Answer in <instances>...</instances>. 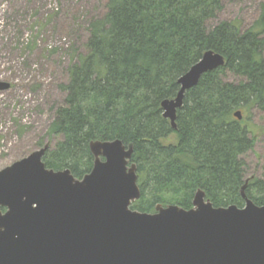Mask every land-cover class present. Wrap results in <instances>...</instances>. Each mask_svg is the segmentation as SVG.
Listing matches in <instances>:
<instances>
[{
    "label": "trees",
    "instance_id": "1",
    "mask_svg": "<svg viewBox=\"0 0 264 264\" xmlns=\"http://www.w3.org/2000/svg\"><path fill=\"white\" fill-rule=\"evenodd\" d=\"M221 9L222 0H108L61 86L64 104L48 130L59 140L46 150L45 167L81 179L93 167L90 142L120 140L133 148L140 198L132 210H189L197 190L215 208H242L246 179L244 195L263 205L264 171L247 175L244 159L254 138L234 113L264 112V3L245 31L236 22L209 28ZM206 51L224 65L184 93L173 129L161 103L176 97L179 78Z\"/></svg>",
    "mask_w": 264,
    "mask_h": 264
},
{
    "label": "water",
    "instance_id": "2",
    "mask_svg": "<svg viewBox=\"0 0 264 264\" xmlns=\"http://www.w3.org/2000/svg\"><path fill=\"white\" fill-rule=\"evenodd\" d=\"M224 62L206 51L179 78L176 97L161 103L173 129L184 93ZM47 149L0 170V264H264V204L244 195L247 180L242 208H215L197 190L189 210L140 213L130 208L140 198L131 144L90 142L93 167L81 179L47 169Z\"/></svg>",
    "mask_w": 264,
    "mask_h": 264
},
{
    "label": "rangeland",
    "instance_id": "3",
    "mask_svg": "<svg viewBox=\"0 0 264 264\" xmlns=\"http://www.w3.org/2000/svg\"><path fill=\"white\" fill-rule=\"evenodd\" d=\"M108 0H0V170L44 145L52 148L59 137L48 130L63 106L68 68L85 54L87 27L106 12ZM264 0H222L219 22H236L248 29ZM264 56V45H263ZM226 80L234 81L226 74ZM243 123L254 138L244 157L247 175L262 177L264 112L246 110ZM173 140V138H171ZM247 180V179H246Z\"/></svg>",
    "mask_w": 264,
    "mask_h": 264
},
{
    "label": "flooded vegetation",
    "instance_id": "4",
    "mask_svg": "<svg viewBox=\"0 0 264 264\" xmlns=\"http://www.w3.org/2000/svg\"><path fill=\"white\" fill-rule=\"evenodd\" d=\"M2 211H4V210L2 209Z\"/></svg>",
    "mask_w": 264,
    "mask_h": 264
}]
</instances>
